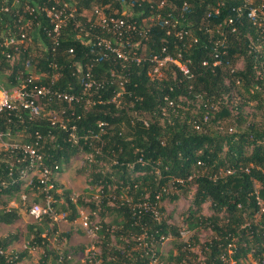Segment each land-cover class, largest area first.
<instances>
[{"label": "trees", "instance_id": "16d2710c", "mask_svg": "<svg viewBox=\"0 0 264 264\" xmlns=\"http://www.w3.org/2000/svg\"><path fill=\"white\" fill-rule=\"evenodd\" d=\"M21 1L13 7L9 3L11 12L0 13V32L16 26L18 16L32 19L23 11ZM129 1L132 0H86L81 3L80 12L109 4L105 14H120ZM160 1L134 2L127 19L142 26L153 17L147 41H143V55L160 54L162 48L173 56L180 51L184 59L191 61L192 78L182 77L174 67L167 66L162 79L151 80L146 73L148 62L123 65L110 55H101L91 43L93 36L76 38L71 22L60 31L52 53L46 32L33 24L34 44L18 52L10 48V59L0 48V82L6 80L0 84L6 88L15 86L23 79L20 73L29 68L43 74L40 83L53 81L54 89L81 95L82 99L40 100L44 104L38 118L30 120L25 113L22 121L13 115L8 122L4 116L0 121L2 130L12 132L13 138L21 132V141L32 144L38 133V151L51 168L66 165L80 153L91 154L88 185L98 187L102 198L98 205L92 201L88 206L92 211L98 210L101 217L106 210L116 212L120 219L116 236L128 238L126 248L136 245L131 255L127 250H114L106 258L104 255L110 250L103 244L104 264H147L148 251L153 250L157 256L156 246L162 239L169 234L178 238L177 228L162 216L161 203L176 201L191 189L185 221L191 228L209 225L214 233L202 247V264H230L228 244H236L231 256L236 262L248 257L262 259L264 212L257 204L255 192L264 208V117L261 122L249 118L244 106L257 101L258 109L264 111V11L258 13L262 22L259 26L247 17L242 0H166L161 10L157 9ZM163 19L188 31L185 43H190L192 36L198 41L183 50L182 42L167 34ZM215 54L220 65H213ZM240 60L242 66L237 68ZM87 72L97 84L83 92ZM51 112L58 119H67V129L49 124ZM100 122L105 123L102 129ZM71 132L75 142L69 136ZM22 168L9 155L0 154V197H8L0 198V224L11 225L19 219L16 208L7 210V204L21 187L27 199L34 193L36 202L41 201L36 179L29 185L20 179ZM55 175L51 179L52 194L58 203ZM20 197L16 202L20 201L27 210V201ZM64 203L62 210L55 213L65 214L70 222H75L78 205L85 203L68 197ZM206 203L210 214L204 216L202 207ZM256 216L259 219L255 223L252 219ZM55 222L45 217L28 225L27 245L18 253L7 249L20 240L19 233L0 237L4 252L0 264H19L29 258V249L37 248L42 250L37 264H69L65 253L61 255L50 247L49 240L56 233ZM186 252L191 254L186 243L177 245L175 259L180 261Z\"/></svg>", "mask_w": 264, "mask_h": 264}, {"label": "built area", "instance_id": "2783aa9c", "mask_svg": "<svg viewBox=\"0 0 264 264\" xmlns=\"http://www.w3.org/2000/svg\"><path fill=\"white\" fill-rule=\"evenodd\" d=\"M21 0H0V13H8L10 11L9 5L13 7ZM86 0H24L21 1L24 6L23 11L28 12L30 18H24L18 16L17 25L13 28L8 27L3 33L0 32V48L1 53L5 55L7 59H10L13 54L8 50L11 48L13 51L18 52L20 48L24 50V47L34 44V31L35 27H41L46 32L49 38L52 48V53L55 52V48L58 45L60 39V31L68 23L74 24L75 36L77 39L85 40L93 36L94 42H91L98 47L99 52L103 56L110 55L114 60L120 61L123 65L136 64L139 65L142 62H148L149 68L147 70V76L151 80H160L164 77V70L167 66H172L176 69L182 77L192 78L194 73L191 70L190 59H184L179 51L175 56L167 53L165 48H162L159 53H151L143 55L145 50V44L143 41H147L150 32V26L153 23V17L149 21H144L142 26H138L136 22L128 20L132 14L134 2L138 0H132L127 3V7L122 10L120 14L115 11L112 15L105 14L104 10L109 9L110 5L105 4L103 6H91L90 9H82L80 12L81 3ZM245 8L247 9V17L253 22L254 25L261 26V19L258 13L264 11V0H242ZM10 3V4H9ZM166 0H161L157 4V9H162L165 6ZM217 13V10H215ZM210 12L207 17L210 16ZM81 19H86L82 22ZM157 19L160 16L157 15ZM35 22H34V21ZM264 20V18H263ZM46 24L44 25L43 23ZM231 23V21H229ZM40 24H42L40 26ZM163 25L167 27V34L173 35L183 44V50L190 48L192 43L198 41L197 37L192 36L190 43H185V36L188 35V31L184 29H177L175 22H170L168 19H163ZM264 30V28H262ZM95 30H99L100 33L95 34ZM106 35V36H105ZM137 37V39H135ZM187 44V45H186ZM42 49V48H41ZM72 53V50L69 51ZM215 54V60L213 65H220L221 60L217 58ZM206 65V62H203ZM80 65H78L79 69ZM25 72V74H24ZM20 74L23 75V79L15 86L6 88L0 84V121L2 117H6L7 121L11 120L14 115L20 121L23 120V115L28 114V119L32 120L38 118L43 110L40 100H47L49 102L53 100L77 102L82 99L81 95H74L67 92H62L53 88V81L50 84L40 83V76L43 74L35 73L31 69L27 68ZM87 81L83 84V92L88 91L92 86L97 83L90 79V73H85ZM122 85V82H120ZM121 93L117 94V97ZM89 103L88 100H86ZM171 104V102H170ZM63 112V111H62ZM49 124L51 126H57L60 129H67V119H58L57 115L50 113L48 117ZM105 123H98L100 129ZM75 127H72L74 130ZM12 132H4L0 122V154L5 153L14 159L15 164H22L20 171V179L24 182L31 177L36 178L35 188L40 196V202H32L27 207V215L35 222H40L45 217L52 220H58L60 215L55 213L54 204L56 203L53 197L52 191L54 185L51 182L53 174H57L58 165H54L53 168L46 165L43 161L42 154L38 151V139L40 135L36 133V142L26 143L24 141L15 140ZM18 136L21 132H16ZM70 138L75 142L77 139L73 132L70 133ZM25 163V164H24ZM11 169L9 175H11ZM227 173H230L227 171ZM27 183H32V179ZM257 204L261 207V212H264L261 199L256 191ZM22 201H27L24 194L21 195ZM145 206V204H144ZM12 208L8 206L7 210ZM152 209H155L154 206ZM77 225L86 233L89 238V244L84 252V258L79 263L75 261L71 264H104L103 260L98 258V249L95 244L98 238V232L101 228L100 225L91 222V218L88 212L79 210ZM157 216V212H155ZM63 218V217H62ZM184 228L180 230V236H185ZM226 251L229 255L230 264H264V258L262 259H250L240 260L236 262L231 256L235 251L234 244H228ZM4 254L0 249V255ZM148 263L147 264H164L158 259L153 250L148 251Z\"/></svg>", "mask_w": 264, "mask_h": 264}, {"label": "rangeland", "instance_id": "374dc122", "mask_svg": "<svg viewBox=\"0 0 264 264\" xmlns=\"http://www.w3.org/2000/svg\"><path fill=\"white\" fill-rule=\"evenodd\" d=\"M257 47L259 48V46ZM241 66L242 61L240 60L236 67L241 68ZM1 81L2 82L0 83L2 84L3 82H6L5 79ZM244 111L248 113L249 118H253L257 122H261L264 117V111L258 109L257 101H250L247 103L244 106ZM14 139L21 141L23 138L21 135H18L15 136ZM91 164V154L80 153L71 158L66 165L59 166V171L54 176V183L59 186V188L56 189L55 194L58 198H60L58 203H56L55 210H59V212L62 210V205L65 206V197L70 198L73 202L81 200V202L85 203V205H78V209L88 212L91 222L93 224L96 223L100 225L102 228L101 230H103L98 232V238L95 244L99 252L98 258H101L102 260L104 259L101 254L103 244L108 250H110V253L104 255L106 258L110 257L112 254L111 252L114 250H127L131 255L132 250H136V245L126 248L125 244L127 243L128 238L123 239L122 237L121 239L115 234V232L120 228L118 224L120 223V219L117 217L116 212L106 210L104 216L101 217L98 210L92 211L90 206H88V204L92 201L98 205L102 198L98 187L93 188L88 185L91 178ZM31 176L32 174L28 176L29 178L24 184L30 182V179L34 177ZM23 192L26 194L24 187L21 188L20 192H16L12 198L14 197L19 200V197ZM192 193L193 190L191 189V192L186 195L180 194L176 201L165 200L161 203V206L164 209L162 216L165 217L167 223L176 227L178 232H180L183 228L185 232H187L183 237L179 234L178 238L173 234H169L157 244V256L164 264H202L204 260V251L202 247L212 236H214V233L209 225H201L191 228L185 221L188 207L191 204ZM0 198L1 200H4L8 197L1 196ZM32 202L33 201L29 196L26 205ZM112 202L113 201H110V205L113 204ZM202 214H204V216L210 214L209 205L207 203L202 207ZM258 219L259 216H256L252 219V221L256 223ZM32 222L33 220L30 219L29 216L27 217L23 215V217L17 220L12 226L3 227L7 232L3 235H8L12 232H17L20 235V241L12 246L8 250L9 252L18 253L25 249L28 242L27 237L29 235L27 226ZM77 223L78 220H76L75 223L70 222L65 214H61L59 219L55 222L56 233L49 240L50 247L54 251L59 252L61 255L66 254L64 257H66L69 264L74 263L75 261L79 263L80 260L84 258V252L89 244L88 236L82 229H80ZM132 240L134 241V239ZM181 243L187 244V249H189L191 254L186 252L185 256L181 257L180 261H177L175 259L178 257L177 245ZM41 252L42 251L40 249L32 251L31 257L24 259L19 264H37L41 256ZM170 257H172V259ZM250 259L253 258L248 257V260Z\"/></svg>", "mask_w": 264, "mask_h": 264}, {"label": "crops", "instance_id": "0c3cea01", "mask_svg": "<svg viewBox=\"0 0 264 264\" xmlns=\"http://www.w3.org/2000/svg\"><path fill=\"white\" fill-rule=\"evenodd\" d=\"M22 188V187H21ZM29 196L31 197V199H32V201L33 202H36L37 201V198H35V195H34V193H31V194H29ZM28 196V197H29ZM6 200V199H5ZM12 206L13 208H16L15 210L17 211V213H18V215H19V219L20 218H22L23 217V215H25V216H27L28 217V215H27V211H26V208H23V207H21V205H20V201H18V203L16 202V199H9L8 200V204H7V207L8 206ZM29 205V204H28ZM0 208H1V206H0ZM30 218V217H29ZM18 219V220H19ZM31 219V218H30ZM55 221H57V220H55ZM16 223V222H15ZM33 223H36L34 220H33V222L32 223H30V224H33ZM75 223V222H74ZM14 224V223H13ZM13 224H11V225H5V224H0V237H6V236H8L7 234H5V235H3L4 233H7L6 232V229L5 228H3V227H9V226H12ZM30 224H28V225H30ZM81 229V228H80ZM46 229H45V231H44V233L46 234ZM13 233V232H12ZM43 233V236L45 235ZM11 234V233H10ZM20 241V240H19ZM18 241V242H19ZM18 242H16V243H13L8 249H7V252H9L8 250L12 247V246H14L15 244H17ZM39 248H37V249H29V258L31 257V254H32V251H37ZM41 250V249H40ZM42 251V250H41ZM41 254H42V252H41Z\"/></svg>", "mask_w": 264, "mask_h": 264}]
</instances>
